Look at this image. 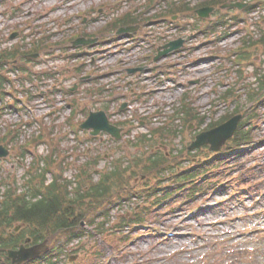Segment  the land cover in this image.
Segmentation results:
<instances>
[{
    "label": "rangeland",
    "instance_id": "374dc122",
    "mask_svg": "<svg viewBox=\"0 0 264 264\" xmlns=\"http://www.w3.org/2000/svg\"><path fill=\"white\" fill-rule=\"evenodd\" d=\"M115 1L76 0L73 2L76 3L75 6L71 0H10L5 4L0 3V37L3 33H9L10 25H12L11 21L15 20L11 17L9 18L12 20L7 19L10 16L9 13L13 9H17L18 6L24 12L21 15L23 18L18 17L15 20V23L20 25L18 27L22 28L24 33L22 35L19 33L15 39L0 44V49L5 46L13 47V45L17 46L19 44L32 45L36 39L40 40L48 35L53 37L51 43L65 41L70 38L72 33L82 30L83 22L78 17L79 11L86 10L91 4H94L103 9L101 15L97 14L99 18L106 15L109 4ZM187 1H190L192 6H196L203 0ZM144 2L145 0H136L128 5L130 8H136ZM251 2L256 4V0H250ZM157 9L160 11L162 9L161 5H158ZM247 12L237 9L222 10L219 15L212 16L213 21L224 17L230 18L235 14L246 17L247 20L239 25L230 20L231 29H229L228 33L230 34L227 37L224 36V29H218L217 32L211 34H203L201 33L202 23L182 15L184 16L182 21H189L187 28L180 33L187 40V50L181 52V55L184 56L183 59L179 61H176L175 58L171 59V61L180 63L179 68H175L179 79L170 82L165 77L157 76L156 71L149 74L144 72L136 78V82H129L130 85H133V92L149 88H160L162 92L138 100L134 104V110L131 113L128 112L122 115L115 114L113 102H111L112 107L109 109L112 119L115 122L126 123L123 127L125 129L124 133H126L124 134L125 139L123 135V140L118 142L121 144H115L110 136L104 134H100L99 143L88 140L86 135L88 133L79 132L76 136L71 132V124L72 122L81 124L86 120L83 111L91 112L105 109L104 107L109 105L110 100L115 99L118 94L131 92V89L128 91L125 88L122 89L125 83H128L131 79H125V76L118 78L115 85L108 90L116 89V91L101 96L97 90H94L95 87H91V84L78 86L75 93L70 91V88L79 83L78 67L83 61L64 60L62 57L59 59L56 56L52 62L45 65L30 64V70L27 73L21 71L11 72L13 75L11 76L13 79L12 92L14 90L17 94L14 93L13 95L12 93V97L9 95L8 102H5L6 109L0 112V144L7 146L10 151L9 157L0 161V198L5 191V186L2 185L4 181L7 183L17 181L19 187L23 190L25 177L32 164L40 163L39 155L45 156L49 150L50 155L54 149L62 154L58 162L62 159L68 161L70 165L67 166L68 170L65 172V176L77 183L80 182V179L76 178L77 167L82 166V163L92 156L96 148L101 151L104 158L100 163V170L119 158L125 157L127 159L128 157L132 160L135 153L143 150L141 146L128 147V145L129 140L133 141L130 137L131 133L136 135L138 119L144 116L141 113L144 107L154 109L159 106L163 108L166 114H160V116L163 119L168 118L170 122L173 121L172 114H169L172 112V108L177 109L182 97L188 94L187 101H193L190 106L196 109V112L206 114L209 117V123L220 120L236 107H240L243 112H246L251 108L247 100V94L251 90L249 85L257 81L256 70L251 66H246L243 74L240 75L237 70L231 69L233 64L231 61L219 60L218 55L228 54L232 50L242 47L243 39L249 34L254 37L260 34L261 28H264V10L257 8L255 11ZM150 13H155V10H151ZM27 17L30 19H26ZM178 19H180V16ZM197 24L201 26L200 30L196 27ZM156 27L157 25L150 24L146 30L156 33L165 32L156 30ZM33 33H36V39L31 36ZM23 35L25 36L23 37ZM156 37L162 36L158 35ZM162 43L163 39L156 46ZM252 56L257 61V65L261 64L264 70V47L256 49ZM179 58L181 57L176 59ZM89 60L85 59L86 66L90 64ZM14 62H17V59L12 61V63ZM104 63L111 67L110 73L112 75H116L114 71L117 67H124L116 57L112 56L104 62L97 59L88 69H93V67L95 69L97 66L103 69L102 64ZM146 64L149 65V63ZM27 65L28 63H22V67L27 68ZM59 69L62 70L61 75L57 74ZM42 72L43 75L51 74L52 77L38 76ZM19 75L24 78L26 75H32L34 80H25V83L22 84ZM39 77L41 79H38ZM88 88H92V91L87 92ZM227 90H234L233 93L238 96L237 100H235V97H231L228 102L220 101L221 95ZM40 91L48 92V95L38 96ZM72 96L77 102V112L73 116L72 102H69ZM18 98L20 100L24 98V102H19L24 106L23 110L20 111L21 107L19 105H16L15 108H13L14 106L8 107L9 102L12 104ZM259 99L264 100V93ZM27 100L30 101L27 103ZM30 108H32V113ZM260 108L263 118L261 121L254 122V125H256L254 134L257 137L255 141L259 145L254 151L238 156V158L225 162L223 165L220 173H227L228 175L222 180L229 179L231 183L222 193L207 200L211 204L222 201L221 206L214 213L208 214L197 221L189 219V213L205 202L206 196L199 195L192 202L187 203L186 199L180 196L178 200L171 201L170 205L162 204L153 216L143 222L155 224L158 231L149 228H139L131 231V229L128 230L125 227L127 232H122L121 229L124 227H121L122 224H119V220L123 209L114 208L108 228L113 227V230L102 235L93 230L91 226L85 225V232L83 233L85 235L68 245L67 248L73 261H66L65 264H106L108 260L105 259L108 257L109 260L116 259L113 260L114 264H264V104ZM27 112H30V116L27 115ZM69 119H71L70 125L68 123ZM177 121L179 119L176 120V123ZM10 128L19 130V144H17V139L14 140V144L11 143V136H8L6 132V129ZM46 128L55 129V133L53 135L49 134ZM193 130H196V128ZM190 131L192 130H185L176 138L170 137L165 144L154 142L151 146L152 153L161 151L169 153L174 148L179 151L187 147L193 141ZM41 137H47L48 143H40ZM28 141L35 142V148L31 149L34 155L28 153L27 157L21 158L19 156L21 145H24L25 149ZM207 149L204 148L203 152L207 153L208 156L196 157L194 161L198 162L199 158L203 159L216 155V153ZM191 163L193 161L184 162L182 168H188ZM167 177H171V175H167L164 179H167ZM158 178L157 175H152L150 181L153 182L154 180V183L151 185H154ZM146 181L144 177L142 180H136L133 183H138L140 187H149L150 185H147L148 181ZM246 185H249V189L244 192L242 187ZM259 200L261 202L257 203L256 201ZM134 203L136 205L132 204L128 208L129 216L131 213H136V208L139 210L142 206L139 200L134 201ZM183 219L188 221L187 225H184ZM216 222H220V224L209 226V224ZM115 225H119L121 228H116ZM175 225L185 226L189 232L200 233L203 238L198 240L195 237H189L168 242L165 240L166 237H164L162 231L169 230ZM126 235L131 237L129 242H127ZM115 252L120 256V259H117Z\"/></svg>",
    "mask_w": 264,
    "mask_h": 264
},
{
    "label": "trees",
    "instance_id": "16d2710c",
    "mask_svg": "<svg viewBox=\"0 0 264 264\" xmlns=\"http://www.w3.org/2000/svg\"><path fill=\"white\" fill-rule=\"evenodd\" d=\"M225 1L211 0L204 5L219 6ZM184 10L187 11L189 8L187 6L185 8L174 7L171 13H179ZM253 45L264 47V36L260 42ZM0 84L2 86L3 83L0 82ZM261 88L264 89V77L261 79ZM255 95L256 93L250 95V101L256 99ZM257 111L254 108L248 116L245 114L244 122L234 139L227 144L226 149L253 140L251 130H245V128L260 117ZM169 133L173 134L174 132L169 131ZM176 160V158L170 159L166 155L155 159L150 158L148 160L150 163L144 165V171L149 176L159 169L170 167ZM55 162L52 158L49 163H46L48 169L55 167L56 164L58 172L53 183L47 184V169H41L38 163L32 169L33 173L28 183L30 186L28 193L16 195V190L8 191L5 201L0 205V237L9 228H12L14 223H22L25 230L19 235H14L15 237H10L7 241H0L1 251L4 252L7 249L17 247L28 235L36 242L46 239L52 242L60 233L68 231H71L70 234L74 236L73 229L79 227L88 214L95 212L121 192L126 193L127 190L133 189L130 184L131 178L142 176V173H144L140 167L144 162L139 160L130 169H123L122 165L118 164L114 170L101 173L99 180L95 181L93 173L96 172L98 164V158H95L82 169L79 175V178H81L80 186L74 194L72 193V196L69 191L70 182L64 178L65 167L62 163ZM199 173H179L174 180L176 182L189 181ZM196 187L197 185L192 189L194 192L198 190ZM201 189H204V187ZM153 196L155 194H149L147 200H150ZM90 202H92L91 205Z\"/></svg>",
    "mask_w": 264,
    "mask_h": 264
},
{
    "label": "water",
    "instance_id": "95a60500",
    "mask_svg": "<svg viewBox=\"0 0 264 264\" xmlns=\"http://www.w3.org/2000/svg\"><path fill=\"white\" fill-rule=\"evenodd\" d=\"M227 7H237V8H243V5L236 3V4H229L224 6L223 8ZM214 11L213 8H205L199 10L197 13L200 17L208 18L210 17V14ZM136 28H127L123 29L122 32H129V31H135ZM88 42L85 40L78 41V44H87ZM183 45V41L179 40L177 42H173L168 44L164 47V51L160 53V56H164L169 54L170 52L180 48ZM132 72H136V70H132ZM241 120V116H236L229 120L228 122L220 125L219 127L202 133L197 137V140L191 145V149L193 148H199L204 145H211L212 150L219 151L221 148L225 145V143L231 139L239 125V122ZM84 129H94L93 134L98 135L100 132H108L112 136H114L117 139H121V132L122 129H119L109 123V120L104 112L99 113H93L91 114L88 121L83 125ZM8 155V152L4 149L0 148V158L6 157ZM45 250L44 247H36L33 249L25 250L24 247L20 251H10L9 255L13 259V263H21L24 262L30 258L36 257L40 255Z\"/></svg>",
    "mask_w": 264,
    "mask_h": 264
},
{
    "label": "bare ground",
    "instance_id": "6f19581e",
    "mask_svg": "<svg viewBox=\"0 0 264 264\" xmlns=\"http://www.w3.org/2000/svg\"><path fill=\"white\" fill-rule=\"evenodd\" d=\"M42 262H40V264H41Z\"/></svg>",
    "mask_w": 264,
    "mask_h": 264
}]
</instances>
